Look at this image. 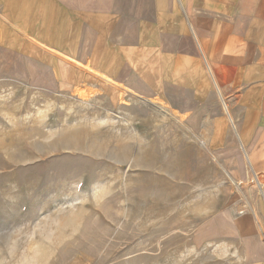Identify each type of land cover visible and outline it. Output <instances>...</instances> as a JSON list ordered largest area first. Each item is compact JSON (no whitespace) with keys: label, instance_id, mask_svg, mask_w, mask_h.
I'll return each mask as SVG.
<instances>
[{"label":"rangeland","instance_id":"374dc122","mask_svg":"<svg viewBox=\"0 0 264 264\" xmlns=\"http://www.w3.org/2000/svg\"><path fill=\"white\" fill-rule=\"evenodd\" d=\"M37 57L0 46V264H264L223 104L214 126L182 89L73 83Z\"/></svg>","mask_w":264,"mask_h":264},{"label":"crops","instance_id":"0c3cea01","mask_svg":"<svg viewBox=\"0 0 264 264\" xmlns=\"http://www.w3.org/2000/svg\"><path fill=\"white\" fill-rule=\"evenodd\" d=\"M0 46L73 83L182 89L214 126L223 104L264 201V0H0Z\"/></svg>","mask_w":264,"mask_h":264}]
</instances>
